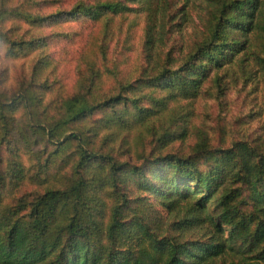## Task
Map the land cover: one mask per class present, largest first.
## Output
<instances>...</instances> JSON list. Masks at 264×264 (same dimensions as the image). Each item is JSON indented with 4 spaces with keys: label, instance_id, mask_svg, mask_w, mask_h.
<instances>
[{
    "label": "trees",
    "instance_id": "obj_1",
    "mask_svg": "<svg viewBox=\"0 0 264 264\" xmlns=\"http://www.w3.org/2000/svg\"><path fill=\"white\" fill-rule=\"evenodd\" d=\"M151 1L0 0V55L29 62L12 87L0 69V264H264V138L213 146L189 124L236 71L264 84V0H208L179 56L172 14L150 13L132 61L131 6ZM71 22L98 31L67 94L49 49Z\"/></svg>",
    "mask_w": 264,
    "mask_h": 264
},
{
    "label": "rangeland",
    "instance_id": "obj_2",
    "mask_svg": "<svg viewBox=\"0 0 264 264\" xmlns=\"http://www.w3.org/2000/svg\"><path fill=\"white\" fill-rule=\"evenodd\" d=\"M53 1L57 2L56 7H43V13L48 14L57 8L69 11L76 2V0ZM131 7L136 9L138 19L134 21L137 26L131 30L133 47L129 57L132 61H137L136 58L143 49L142 37L146 24L145 18L148 14L155 12L157 29L161 24V16H165L166 12L172 14L173 21L177 24L172 28L169 25H163L164 30L168 31L166 46L163 47V50L166 51L173 47L175 55L179 56L187 51V47L191 43L200 38L201 22L205 19L211 2L208 0H160L156 3L155 1L148 2L146 5L139 3ZM68 25L72 31L75 30L80 35L72 40L53 43L49 52H53V56L61 61L62 64L59 63L58 72L64 81L62 87L67 94H70L75 82V66L79 53L87 44L88 36L97 34L98 27H92V24L80 26L76 22H71ZM125 29L126 25L123 27V31ZM141 60L138 62L141 63ZM142 63L144 62L142 61ZM28 67V61L7 62L0 55V69L6 75L7 87H12L15 79L22 73L28 74ZM236 73L235 76H229L224 80L228 89L222 97L221 103H218L209 94H205L191 106L192 114L189 124L196 129L205 131L213 146L219 144L220 138L226 139L227 144L232 140L242 138H264L263 81L259 78L258 82L255 79L244 80L245 76L241 72L236 71ZM193 144L194 138L190 137L185 141L175 143L172 149L185 154Z\"/></svg>",
    "mask_w": 264,
    "mask_h": 264
}]
</instances>
